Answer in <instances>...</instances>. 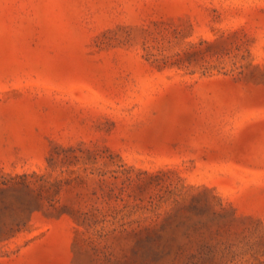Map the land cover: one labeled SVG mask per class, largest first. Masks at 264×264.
I'll return each instance as SVG.
<instances>
[{"label":"rangeland","instance_id":"374dc122","mask_svg":"<svg viewBox=\"0 0 264 264\" xmlns=\"http://www.w3.org/2000/svg\"><path fill=\"white\" fill-rule=\"evenodd\" d=\"M0 264H264V0H0Z\"/></svg>","mask_w":264,"mask_h":264}]
</instances>
